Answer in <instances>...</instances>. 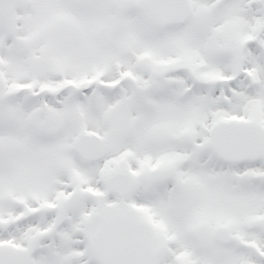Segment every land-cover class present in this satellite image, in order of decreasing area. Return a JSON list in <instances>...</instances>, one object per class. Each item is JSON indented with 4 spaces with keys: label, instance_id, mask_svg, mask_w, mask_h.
Returning a JSON list of instances; mask_svg holds the SVG:
<instances>
[{
    "label": "snow or ice",
    "instance_id": "1",
    "mask_svg": "<svg viewBox=\"0 0 264 264\" xmlns=\"http://www.w3.org/2000/svg\"><path fill=\"white\" fill-rule=\"evenodd\" d=\"M0 264H264V0H0Z\"/></svg>",
    "mask_w": 264,
    "mask_h": 264
}]
</instances>
